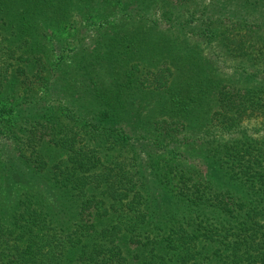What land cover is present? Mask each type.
Segmentation results:
<instances>
[{"label":"trees","instance_id":"1","mask_svg":"<svg viewBox=\"0 0 264 264\" xmlns=\"http://www.w3.org/2000/svg\"><path fill=\"white\" fill-rule=\"evenodd\" d=\"M0 264H264V0H0Z\"/></svg>","mask_w":264,"mask_h":264},{"label":"rangeland","instance_id":"2","mask_svg":"<svg viewBox=\"0 0 264 264\" xmlns=\"http://www.w3.org/2000/svg\"><path fill=\"white\" fill-rule=\"evenodd\" d=\"M179 150H181V151H191V145H188V146H182L181 148H179ZM190 154V153H189Z\"/></svg>","mask_w":264,"mask_h":264}]
</instances>
